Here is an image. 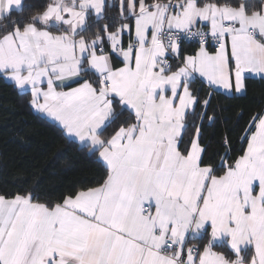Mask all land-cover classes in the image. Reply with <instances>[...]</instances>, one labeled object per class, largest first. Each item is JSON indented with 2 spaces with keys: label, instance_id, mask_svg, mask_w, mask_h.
I'll list each match as a JSON object with an SVG mask.
<instances>
[{
  "label": "snow or ice",
  "instance_id": "6c2138e0",
  "mask_svg": "<svg viewBox=\"0 0 264 264\" xmlns=\"http://www.w3.org/2000/svg\"><path fill=\"white\" fill-rule=\"evenodd\" d=\"M247 73L264 78V0H0V76L104 172L0 191V264H264V110L213 163L212 93L192 88L244 93Z\"/></svg>",
  "mask_w": 264,
  "mask_h": 264
},
{
  "label": "trees",
  "instance_id": "16d2710c",
  "mask_svg": "<svg viewBox=\"0 0 264 264\" xmlns=\"http://www.w3.org/2000/svg\"><path fill=\"white\" fill-rule=\"evenodd\" d=\"M106 15H118V8H108ZM96 27L85 35L91 36ZM198 46L182 44V55L193 53ZM192 88L199 89L201 100L212 93L207 115L214 119H204L201 136L206 147L205 159L211 158V162L218 164L226 151L233 158L242 154L247 146L245 130L252 116L264 110V78L246 77L243 94L228 95L210 89L199 78ZM29 99L30 91L23 92L0 76V191L23 193L34 188L41 195L55 198L73 188L94 186L104 174L102 163L78 141L67 139L54 121L31 107ZM200 111L198 107L197 112ZM225 137L229 141L227 148ZM193 243L199 244V239L189 240V245Z\"/></svg>",
  "mask_w": 264,
  "mask_h": 264
},
{
  "label": "crops",
  "instance_id": "0c3cea01",
  "mask_svg": "<svg viewBox=\"0 0 264 264\" xmlns=\"http://www.w3.org/2000/svg\"><path fill=\"white\" fill-rule=\"evenodd\" d=\"M127 43V36H125V44ZM106 45V44H105ZM181 47H182V45H181ZM199 47V46H198ZM198 47H197V49H198ZM106 48H107V45H106ZM196 49V50H197ZM210 50H212V48H210ZM186 54H188V55H190V54H193V53H185L184 55H186ZM246 77H257V78H261V76L259 75V74H255V73H247L246 74ZM201 81H203V82H205L206 84H207V82L205 81V80H203L202 78H199ZM8 80V79H7ZM10 81V80H9ZM12 82V81H11ZM14 83V82H13ZM208 86V85H207ZM216 90H218V91H221V92H223V93H225V94H228V95H231V93H226V92H224V90L223 89H216ZM240 94H243V93H240ZM50 120H51V118H49ZM53 121V120H52ZM189 240H191V238H189ZM217 250H220V249H217Z\"/></svg>",
  "mask_w": 264,
  "mask_h": 264
},
{
  "label": "built area",
  "instance_id": "2783aa9c",
  "mask_svg": "<svg viewBox=\"0 0 264 264\" xmlns=\"http://www.w3.org/2000/svg\"><path fill=\"white\" fill-rule=\"evenodd\" d=\"M191 43L198 44V38L182 37V44H191ZM212 43H214V42H210V48H211ZM105 48H106V46H105ZM193 244H198V243H193Z\"/></svg>",
  "mask_w": 264,
  "mask_h": 264
}]
</instances>
